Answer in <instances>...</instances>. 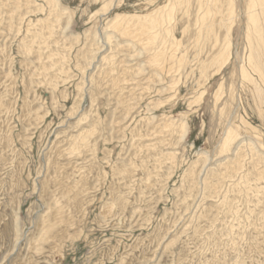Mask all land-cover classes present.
<instances>
[{
	"label": "rangeland",
	"instance_id": "1",
	"mask_svg": "<svg viewBox=\"0 0 264 264\" xmlns=\"http://www.w3.org/2000/svg\"><path fill=\"white\" fill-rule=\"evenodd\" d=\"M170 1L0 0V264H264V0Z\"/></svg>",
	"mask_w": 264,
	"mask_h": 264
},
{
	"label": "bare ground",
	"instance_id": "2",
	"mask_svg": "<svg viewBox=\"0 0 264 264\" xmlns=\"http://www.w3.org/2000/svg\"><path fill=\"white\" fill-rule=\"evenodd\" d=\"M174 1L175 0H172V1H170V2H168L167 3V5H166V8H163L162 10H158V8L156 7L154 10H150L147 14H145L144 15V18L146 19V17H147V21L149 22V26H147L146 28H148V29H151L152 27H153V25L154 26H156V25H158L159 23H162L164 20H166V19H169V16H170V9L172 8V7H174L173 6V4H174ZM120 15H123V14H115V16H114V18H112L111 19V24L112 25H114V27H118L119 26V23H120V19H121V16ZM138 18H140V17H138ZM144 21V20H143ZM143 21H138V22H143ZM155 23V24H154ZM141 26V25H140ZM164 31L165 33H167L168 34V39L170 38V50L171 49H176L177 47H178V42H177V40H175V38H174V36L172 35V28H170L169 30H166L165 28H162L161 29V31ZM125 31V30H124ZM127 32V31H126ZM179 50V49H178ZM169 51V50H168ZM174 51V50H173ZM228 53H226V58H224L221 62H220V64H219V66H218V69H219V67L224 63V61H226L227 60V58H228ZM165 56H166V58H168V57H170V59L169 60H172L173 59V55H172V53L171 52H167V53H165ZM182 57V56H181ZM180 56L178 57V62H179V67H180V65H182L183 64V62H184V60H183V58H180ZM173 60H176V58L174 57V59ZM176 62V61H175ZM172 63H174V62H172ZM177 63V62H176ZM175 63V64H176ZM185 63V62H184ZM178 64V63H177ZM176 66V68H178V66L177 65H175ZM183 66H184V64H183ZM175 68V67H174ZM182 68V67H181ZM218 69H217V71H218ZM174 79V78H173ZM235 133H236V130L234 129V130H229L228 131V133H227V135H226V137H225V139H224V141H223V145L222 146H224L225 144H226V141H228V140H230V139H232V137H234L235 136Z\"/></svg>",
	"mask_w": 264,
	"mask_h": 264
}]
</instances>
